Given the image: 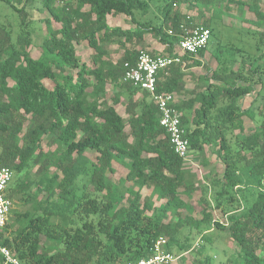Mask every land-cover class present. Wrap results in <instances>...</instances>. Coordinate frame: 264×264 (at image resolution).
Here are the masks:
<instances>
[{
    "label": "trees",
    "instance_id": "obj_1",
    "mask_svg": "<svg viewBox=\"0 0 264 264\" xmlns=\"http://www.w3.org/2000/svg\"><path fill=\"white\" fill-rule=\"evenodd\" d=\"M30 1L0 0L20 20L15 36L0 23V160L13 171L11 198L31 204L12 209L2 243L22 264H135L154 255L165 237L168 251L192 255L188 264H216L218 229L237 244L220 264H264V106H245L247 96L264 95V0H41L51 16L43 18L47 35L39 57L29 49ZM184 2L200 10L201 23L179 9ZM232 3L248 6L252 22L263 28L248 29L258 53L219 51L217 67L207 65L188 89L187 61L205 65L207 47L192 55L173 49L197 25L213 31ZM109 15H125L130 26L110 25ZM149 33L165 44L163 54L183 60L159 72L157 91L186 93L176 105L188 155L206 165L209 147L224 164L221 174L199 180L187 169L151 94L123 82L125 63H136ZM83 42L94 49L92 66L78 55ZM111 43L124 48L117 61L106 56ZM138 92L143 96L135 99ZM123 94L128 120L116 107ZM245 116L256 122L251 133H245ZM119 165L126 174L115 182ZM144 187L152 195L143 198ZM197 189L199 217L183 197L192 199ZM153 195L165 203L155 206Z\"/></svg>",
    "mask_w": 264,
    "mask_h": 264
},
{
    "label": "rangeland",
    "instance_id": "obj_2",
    "mask_svg": "<svg viewBox=\"0 0 264 264\" xmlns=\"http://www.w3.org/2000/svg\"><path fill=\"white\" fill-rule=\"evenodd\" d=\"M263 10H264V2L261 3ZM230 8V11L228 14H225L221 20L218 21V23H214L212 36L210 39V42L207 46V51L205 54V57L203 59V62L206 64L203 66H197L193 65L192 63L188 62V65L191 64V66H186L185 70L187 75L185 76L186 86H188V89H191L194 87L195 83L198 80V76L201 74H204L207 72V65L212 66L213 68L217 67L218 65V58L216 56V53L219 51L221 53L227 54V52L230 50V48H236V47H244L247 51H249L252 54L258 53V51L255 48V36H253L251 33H249L248 29L250 30H260L263 29L261 27L256 26L252 21L256 20L255 14L249 10L248 6L243 4H237L232 3ZM179 9L183 12H186L190 14L195 21L201 23L203 21V17L200 14V10H191L188 8V5L184 2L180 4ZM155 8V7H153ZM28 10L30 12V16L32 18L31 28L33 30L32 33V44L29 46V49L31 50V53L34 57H39L42 52V43L44 41L45 36L47 35V29L46 25L43 22V16L50 14V12L47 9L43 8V3L41 0H32L30 1L28 5ZM44 10V12H43ZM207 17L211 16L212 12L204 11ZM51 16V14H50ZM19 16L15 9L5 3L0 2V23L6 24L7 26H11L13 30L14 36L16 35L18 29H19ZM108 22L110 25H120L122 27H128L130 26L129 21L127 20V17L125 15H110L108 16ZM54 27H59V22L53 23ZM214 32V33H213ZM139 48L153 51V52H159L161 53L163 50H165V44H163L156 36L152 34H147V39L144 43L139 44ZM108 48V55L110 59L113 61H117L124 52V48L120 46L117 43H111L107 44ZM78 55L80 56L81 60L87 62L88 65L92 66L93 61L91 59V54L94 52V49L88 45L87 42H83L81 44H78L77 46ZM173 52L182 54L180 47L176 46L173 49ZM241 57L240 55L237 56V59L239 60ZM236 67H238V63L236 64ZM109 87L112 90V85L110 84ZM257 88H260V85L257 86ZM264 90L262 91V93ZM186 93H176V99L177 102H179ZM143 93L138 92L134 98H142ZM109 102L111 103L112 100L109 99ZM129 102V96L128 94H123L121 97V102L116 105L118 111L121 113V115L124 117L125 120H128L129 114L127 112V104ZM250 104H253L254 108H263L264 106V95L258 96L256 98V95L247 96L245 100V106H249ZM245 133H251L256 125V122L249 117L245 116ZM127 130H130V126H127ZM239 135H243L242 133H239V131H236ZM234 140V139H232ZM87 154L91 158H95L96 153L92 150L87 151ZM206 156L209 158L208 164H202L200 160H196L192 156H190V160L187 161L186 167L190 171L197 174L199 180H205L207 179V176L212 177V174L216 173H222L224 164L222 160L217 157L215 154L211 153V149L209 147L206 148ZM205 156V157H206ZM117 172L112 176L113 180L115 182H118L119 178L121 176H124L126 174V169L119 165L117 167ZM14 177V175H13ZM13 180L10 182V186L12 185ZM201 194V190L197 189L195 191V195L192 199H189L186 195L183 194V197L185 199H188L192 205L195 207V210L193 212L194 215L197 217L200 216V205L197 202V198ZM142 195L143 198L145 196L152 195V189L148 187H144L142 189ZM44 194L40 195L39 198H42ZM22 196L14 197L13 200V209L18 211L27 210L31 207V204H26L21 199ZM152 199L154 201L155 206L160 207L165 203V200H159L157 196L153 195ZM184 213H188L187 211H184ZM217 214H220L218 211H216ZM13 218V216H12ZM12 220V219H11ZM213 232H215V242H214V249L212 253H217L218 257L215 258L217 261L216 264H220V260L226 259L229 254H231L234 250V248H237V244L234 240H232L227 233H224L222 231H219L218 229H215ZM195 244L200 242L201 240V234H195L193 237ZM218 250L219 253L216 251ZM173 253L177 255L178 259L174 264H181L182 258L187 257L188 261L185 262V264H188L189 261L192 259V255L188 252L179 254L176 248L173 249Z\"/></svg>",
    "mask_w": 264,
    "mask_h": 264
},
{
    "label": "built area",
    "instance_id": "obj_3",
    "mask_svg": "<svg viewBox=\"0 0 264 264\" xmlns=\"http://www.w3.org/2000/svg\"><path fill=\"white\" fill-rule=\"evenodd\" d=\"M172 33V30L169 31ZM212 31L205 25H197L183 35L180 43L182 54H196L200 49L208 46ZM183 60L179 55L153 53L141 49L134 65L126 62L127 67L123 82L148 91L160 110V124L169 134L175 152L189 161L190 140L182 123V111L177 107L176 93L158 92L157 81L159 72L176 62ZM185 63V62H184ZM13 171L0 160V261L4 264H22L15 251L2 243V232L6 228L12 209L13 199L9 195L10 182ZM167 239L160 237L156 242V253L150 257L142 258L135 264H174L177 255L165 248Z\"/></svg>",
    "mask_w": 264,
    "mask_h": 264
},
{
    "label": "crops",
    "instance_id": "obj_4",
    "mask_svg": "<svg viewBox=\"0 0 264 264\" xmlns=\"http://www.w3.org/2000/svg\"><path fill=\"white\" fill-rule=\"evenodd\" d=\"M43 12H44V10H43ZM110 16V15H109ZM46 17H50V14H48V15H45V16H43V18H46ZM42 18V19H43ZM44 22V21H43ZM45 23V22H44ZM45 25H46V23H45ZM46 29H47V26H46ZM46 37V36H45ZM154 53H157V52H154ZM159 53V52H158ZM162 53V52H161ZM186 87H188V86H186Z\"/></svg>",
    "mask_w": 264,
    "mask_h": 264
}]
</instances>
